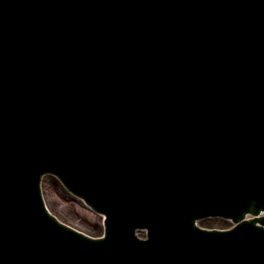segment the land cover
<instances>
[{"label":"water","instance_id":"95a60500","mask_svg":"<svg viewBox=\"0 0 264 264\" xmlns=\"http://www.w3.org/2000/svg\"><path fill=\"white\" fill-rule=\"evenodd\" d=\"M263 211L264 0H0V264H264Z\"/></svg>","mask_w":264,"mask_h":264},{"label":"rangeland","instance_id":"374dc122","mask_svg":"<svg viewBox=\"0 0 264 264\" xmlns=\"http://www.w3.org/2000/svg\"><path fill=\"white\" fill-rule=\"evenodd\" d=\"M41 189L48 208L58 219L89 235H97L103 231L100 214L92 211L81 199L69 193L55 177L44 175ZM198 222L199 225L208 228H224L229 225V221L218 217H209Z\"/></svg>","mask_w":264,"mask_h":264},{"label":"bare ground","instance_id":"6f19581e","mask_svg":"<svg viewBox=\"0 0 264 264\" xmlns=\"http://www.w3.org/2000/svg\"><path fill=\"white\" fill-rule=\"evenodd\" d=\"M54 177V176H53ZM56 178V177H55ZM264 212V211H263ZM263 212H260L261 213V215H259V216H263ZM259 213V214H260ZM248 216H250L249 214H246V217H248ZM258 216V215H257ZM218 218H222V219H225L226 220V218L225 217H218ZM79 230V229H78ZM81 231V230H80ZM102 232H100L99 234H97V235H91V236H94V237H96V236H98V235H100ZM136 233V232H135ZM138 235V237H142V235L140 234V233H138L137 234Z\"/></svg>","mask_w":264,"mask_h":264}]
</instances>
